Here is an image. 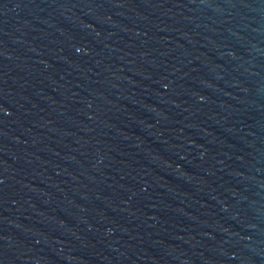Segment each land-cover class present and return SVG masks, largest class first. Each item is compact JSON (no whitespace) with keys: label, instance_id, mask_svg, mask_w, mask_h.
I'll use <instances>...</instances> for the list:
<instances>
[{"label":"water","instance_id":"obj_1","mask_svg":"<svg viewBox=\"0 0 264 264\" xmlns=\"http://www.w3.org/2000/svg\"><path fill=\"white\" fill-rule=\"evenodd\" d=\"M88 79L203 264H264V0H19Z\"/></svg>","mask_w":264,"mask_h":264}]
</instances>
